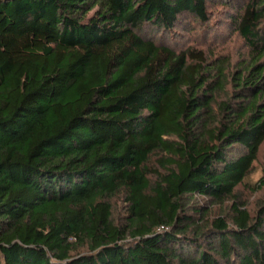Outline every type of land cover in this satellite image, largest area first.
I'll return each instance as SVG.
<instances>
[{
	"label": "trees",
	"instance_id": "16d2710c",
	"mask_svg": "<svg viewBox=\"0 0 264 264\" xmlns=\"http://www.w3.org/2000/svg\"><path fill=\"white\" fill-rule=\"evenodd\" d=\"M263 142L264 0H0V264H264Z\"/></svg>",
	"mask_w": 264,
	"mask_h": 264
},
{
	"label": "rangeland",
	"instance_id": "374dc122",
	"mask_svg": "<svg viewBox=\"0 0 264 264\" xmlns=\"http://www.w3.org/2000/svg\"><path fill=\"white\" fill-rule=\"evenodd\" d=\"M225 8H221L220 5L212 6L210 18L211 23L207 26L198 25L197 23H191L192 28L190 33L184 31V28H177V34L179 35L177 45L179 47L194 46L202 48L210 55L229 56L232 67L241 61L248 58L249 50L246 47L244 41L237 34L232 32L229 27L224 23L226 19L223 17ZM209 28V29H207ZM213 28V29H212ZM207 30V31H206ZM212 30V31H209ZM214 31V32H213ZM201 33H204L202 37ZM264 176V142L260 146V152L257 160L253 163V169L246 177L245 182L254 183ZM239 199L253 212L257 206V202L261 199L263 191L257 194H251L246 187L238 188ZM114 203V218L119 220L123 214L122 204L119 200H112ZM227 204L224 206L214 205L210 209V216L216 214H223L227 211Z\"/></svg>",
	"mask_w": 264,
	"mask_h": 264
}]
</instances>
